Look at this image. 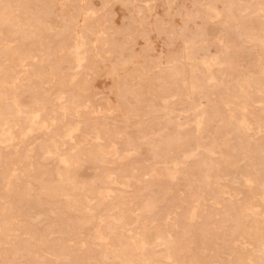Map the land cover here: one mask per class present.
<instances>
[{"label":"rangeland","instance_id":"1","mask_svg":"<svg viewBox=\"0 0 264 264\" xmlns=\"http://www.w3.org/2000/svg\"><path fill=\"white\" fill-rule=\"evenodd\" d=\"M263 16L0 0V264H264Z\"/></svg>","mask_w":264,"mask_h":264},{"label":"bare ground","instance_id":"2","mask_svg":"<svg viewBox=\"0 0 264 264\" xmlns=\"http://www.w3.org/2000/svg\"><path fill=\"white\" fill-rule=\"evenodd\" d=\"M167 5H168V4H167ZM169 6H170V3H169ZM168 9H169V8H168ZM260 9H261V8H260ZM213 10H214V9H213ZM214 11H215V10H214ZM215 12H216V11H215ZM217 12H218V11H217ZM219 14H220V13H219ZM219 14H216V15L218 16ZM258 15H259V14H258ZM260 15H261V13H260ZM231 16H232V15H231ZM218 17H219V16H218ZM263 17H264V16H263ZM263 17H262V18H263ZM232 20H234V19H232ZM233 22H234V21H233ZM235 22H236V21H235ZM236 31H237V30H236ZM240 37H241V36H240ZM244 37H245V36H244ZM253 37H254V36H253ZM224 41H225V40H224ZM229 42H231V41L229 40ZM82 43H83V41H82ZM227 44H228V43H227ZM60 51H61V50H60ZM79 53H80V52H79ZM262 56H263V55H262ZM212 58H213V57H212ZM33 59H34V58H33ZM76 62H77V61H76ZM206 62H207V61H206ZM261 62H262V61H261ZM263 62H264V61H263ZM263 62H262V63H263ZM77 63H78V62H77ZM45 64H46V63H45ZM77 65H78V64H77ZM78 68H79V65H78ZM78 68H76V69H78ZM233 68H234V67H233ZM233 70H234V69H233ZM168 71H171V70H168ZM172 71H173V70H172ZM172 71H171V72H172ZM255 72H256V71H255ZM200 73H201V72H200ZM52 75H53V73H52ZM167 75H168V74H167ZM201 75H202V74H201ZM221 76H222V75H221ZM240 76H241V75H240ZM211 77H212V75H211ZM237 77H238V76H237ZM248 77H249V76H248ZM206 78H207V77H206ZM209 78H210V77H209ZM251 78H252V77H251ZM211 79H212V78H211ZM222 79H223V78H222ZM15 80H16V79H15ZM210 81H211V80H210ZM237 81H238V78H237ZM218 83H219V82H218ZM248 84H249V83H248ZM197 85H198V84H197ZM221 85H222V84H221ZM164 86H165V85H164ZM227 86H228V85H227ZM165 87H166V86H165ZM167 87H168V86H167ZM219 87H220V86H219ZM52 89H53V88H52ZM163 89H164V88H163ZM166 89H167V88H166ZM232 89H233V88H232ZM167 90H168V89H167ZM169 90H170V89H169ZM175 90H176V89H175ZM175 90H174V91H175ZM180 91H181V90H180ZM258 91H259V90H258ZM222 92H223V91H222ZM37 95H38V94H37ZM62 96H63V95H62ZM64 96H65V95H64ZM260 96H262V95H260ZM55 97H56V96H55ZM12 98H13V97H12ZM62 98H63V97H62ZM62 98H61V100H62ZM227 98H230V97H227ZM249 98H250V97H249ZM42 99H43V98H42ZM225 99H226V98H225ZM261 100H262V99H261ZM8 101H10V100H8ZM63 101H64V100H63ZM263 101H264V99H263ZM86 102H87V101H86ZM86 102H85V103H86ZM260 102L263 103L262 101H260ZM14 103H15V102H14ZM44 103H45V101H44ZM37 104H38V103H37ZM86 104H88V103H86ZM83 105H84V104H83ZM83 105H82V107L85 106V105H84V106H83ZM259 106H260V105H259ZM20 107H21V106H20ZM98 107H99V105H98ZM227 107H228V106H227ZM240 107H241V106H240ZM18 108H19V107H18ZM22 108H23V107H22ZM76 108H77V107H76ZM76 108H75V109H76ZM84 108H85V107H84ZM197 108H198V106H197ZM4 109H5V108H4ZM57 109H58V108H57ZM80 109H81V108H80ZM195 109H196V108H195ZM245 109H246V108H245ZM245 109H244V110H245ZM2 110H3V109H2ZM0 111H1V110H0ZM1 112H2V111H1ZM110 112H111V111H110ZM93 113H95V112H93ZM243 113H244V112H243ZM23 114H24V113H23ZM33 115H34V114H33ZM82 117H83V116H82ZM169 118H170V117H169ZM32 119H33V118H32ZM87 119H88V118H87ZM101 119H102V118H101ZM183 119H184V117H183ZM184 120H185V119H184ZM184 120H183V121H184ZM30 122H31V121H30ZM84 122H85V121H84ZM96 123H98V122H96ZM91 124H92V123H91ZM87 125H89V124L87 123L86 126H87ZM93 125H94V123H93ZM95 125H96V124H95ZM196 125H197V124H196ZM3 126H4V124H3ZM88 127H90V125L87 126V128H88ZM108 127H109V125H108ZM128 127H129V126H128ZM28 128H29V127H28ZM95 128H97V127H95ZM133 128H134V127H133ZM72 129H73V128H72ZM83 129H84V128H83ZM97 129H98V128H97ZM2 130H3V129H2ZM108 130H109V129H108ZM26 131H28V130H26ZM98 131H99V130H98ZM116 133H117V132H115V134H116ZM149 133H150V131H149ZM142 134H143V133H141V136H142ZM22 135H23V134H22ZM110 135H111V134H110ZM121 136H122V135H121ZM143 136H144V135H143ZM201 136H202V135H201ZM55 137H56V136H55ZM57 137H58V136H57ZM123 137H124V136H123ZM254 137H255V136H254ZM63 138H64V136H63ZM63 138H62V139H63ZM91 138H92V137H91ZM119 138H120V136H119ZM148 138H149V137H148ZM193 138H194V136H193ZM121 139H123V138H121ZM126 139H127V138H126ZM145 139H146V138H145ZM148 140H149V139H148ZM148 140H147V141H148ZM119 141H120V139H119ZM119 141H118V142H119ZM147 141H145V143H146ZM154 141H155V140H154ZM163 141H164V140H163ZM113 142H115V141H113ZM118 142H117V144H118ZM120 142H122V140H121ZM148 142H149V141H148ZM150 142H151V141H150ZM150 142H149V143H150ZM143 143H144V142H143ZM164 143H165V142H164ZM150 144H151V143H150ZM159 144H160V143H159ZM203 144H204V143H203ZM153 145L157 146V143H156V144H153ZM190 145H191V144H190ZM148 146H149V145H148ZM158 146H159V145H158ZM160 146H163V145H160ZM116 147H117V146H116ZM135 147H136V146H135ZM186 147H187V146H186ZM196 148H197V147H196ZM30 149H31V148H30ZM151 149H152V148H151ZM156 150H157V149H156ZM196 150H197V149H196ZM149 151H150V149H149ZM159 151H160V150H159ZM153 152H154V151H153ZM161 153H162V152H161ZM194 153H196V151H195ZM194 153H193V154H194ZM185 156H186V155H185ZM187 156H188V155H187ZM145 159H146V158H145ZM140 160H141V159H140ZM140 160H139V161H140ZM155 160H156V158H155ZM155 160L153 159V161H155ZM137 161H138V160H137ZM225 161H226V160H225ZM133 162H135V161H133ZM156 162H157V161H156ZM146 163H147V162H146ZM142 164H143V163H142ZM144 164H145V163H144ZM153 164H154V163H153ZM228 165H230V164H228ZM131 166H132V165H131ZM133 166H134V165H133ZM140 166H141V165H140ZM173 166H174V164H173ZM141 167H142V166H141ZM181 167H182V166H181ZM134 169H135V166H134ZM208 175H209V174H208ZM186 183H187V182H186ZM5 200H6V199H5ZM3 202H4V201H3ZM86 208H87V207H86ZM151 260H152V259H151Z\"/></svg>","mask_w":264,"mask_h":264}]
</instances>
